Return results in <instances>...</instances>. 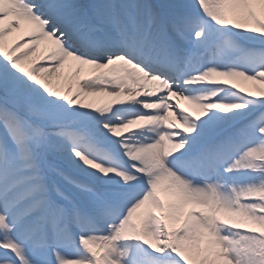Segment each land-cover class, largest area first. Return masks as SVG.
<instances>
[{"label": "snow or ice", "instance_id": "obj_1", "mask_svg": "<svg viewBox=\"0 0 264 264\" xmlns=\"http://www.w3.org/2000/svg\"><path fill=\"white\" fill-rule=\"evenodd\" d=\"M0 264H264V0H0Z\"/></svg>", "mask_w": 264, "mask_h": 264}, {"label": "bare ground", "instance_id": "obj_2", "mask_svg": "<svg viewBox=\"0 0 264 264\" xmlns=\"http://www.w3.org/2000/svg\"><path fill=\"white\" fill-rule=\"evenodd\" d=\"M24 35H25V28H24V26H21L20 31L14 32L12 34V36L9 37V43H11L14 40L19 39L20 37H22ZM20 43L23 44L24 41L21 40ZM24 50L25 49H23V48L20 49L21 52H23ZM43 50H44L43 46H41L36 55H39V53L42 52ZM18 54H19V52L17 53V55ZM36 55H34V56L30 57L28 60H26L24 66L27 67L31 60L36 59ZM98 71H100V70L91 69V68L86 67L84 69V71L79 76H75V75H72L71 73H69L68 69L65 68L62 70V74L60 76V90L63 91L64 88L67 87L68 84H71L73 86V89L75 90V85H76V82L78 80L82 79L85 76L93 75ZM53 83L54 84L56 83V77L55 76L53 77ZM252 90H254V86H253ZM111 99H113V98L108 97V96H102V95L101 96H89V97H86V102L89 100H92V101H96L98 104H102V103L107 102ZM173 103H175V100H173ZM180 103H181V106H183L187 111L192 112L193 115H195V111L193 109H191V107L189 105H187L183 101H181Z\"/></svg>", "mask_w": 264, "mask_h": 264}, {"label": "rangeland", "instance_id": "obj_3", "mask_svg": "<svg viewBox=\"0 0 264 264\" xmlns=\"http://www.w3.org/2000/svg\"><path fill=\"white\" fill-rule=\"evenodd\" d=\"M238 84V87H242L246 90H252L253 89V85L251 83H248V82H237Z\"/></svg>", "mask_w": 264, "mask_h": 264}]
</instances>
